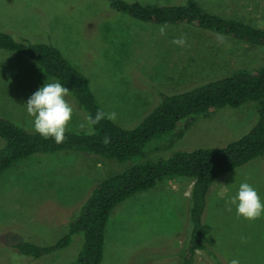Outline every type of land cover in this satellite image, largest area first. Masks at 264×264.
I'll return each instance as SVG.
<instances>
[{
    "label": "rangeland",
    "instance_id": "obj_1",
    "mask_svg": "<svg viewBox=\"0 0 264 264\" xmlns=\"http://www.w3.org/2000/svg\"><path fill=\"white\" fill-rule=\"evenodd\" d=\"M120 1L158 8L189 0ZM191 2L211 15L264 29V0ZM162 25L114 11L108 0H0V32L58 49L85 77L99 108L116 112L112 122L123 129L137 127L161 103V94L176 95L239 70L264 67L262 46L184 24H167L166 34L161 35ZM181 37L185 46L172 43ZM46 82L56 80L27 56L0 50V116L35 132L26 102ZM68 100L75 112L67 132L88 134L87 126L79 128L86 113L71 95ZM256 120L257 103L248 101L238 108L196 116L180 137L154 138L143 146L141 155L127 161L78 151L17 161L0 175V264H14V255L22 257L16 264H72L81 251L82 234L73 235L68 247L39 259L21 255L15 246L48 247L61 239L96 185L87 177L102 181L179 151L224 148L248 133ZM4 144L0 138V149ZM98 163L101 168H95ZM242 182L252 185L264 200L260 158L230 170L212 184L202 215V242L207 251L196 254L195 264H230L232 259H239L240 264H264V217L245 220L228 203ZM190 186L184 177L166 179L119 204L105 227L101 264H180L190 233L191 200L185 197Z\"/></svg>",
    "mask_w": 264,
    "mask_h": 264
},
{
    "label": "trees",
    "instance_id": "obj_2",
    "mask_svg": "<svg viewBox=\"0 0 264 264\" xmlns=\"http://www.w3.org/2000/svg\"><path fill=\"white\" fill-rule=\"evenodd\" d=\"M108 1L112 10L139 21L189 25L264 47V29L211 15L191 0L184 5L158 8L120 0ZM0 50L27 56L46 75L67 87L86 115L94 118L96 112L101 110L85 77L55 47L26 39L17 40L0 32ZM160 97L161 103L133 129H123L105 118L93 126V134L67 132V139L60 144L52 138L44 139L37 132H27L0 116V138L5 141L0 149L1 175L19 160L62 151H78L127 161L141 155L143 146L154 138L168 134L180 137L182 129L188 127L196 116L207 115L214 109L224 107L238 108L248 101L257 103L255 125L240 139L220 149L179 151L168 159L143 162L103 179L90 190L79 208L78 216L68 224L67 232L61 239L48 247L31 243L16 245L15 249L21 255L39 259L68 247L73 235L82 234V248L72 264H101L105 227L112 211L135 194L176 177H184L191 183L190 233L180 264H195L196 254L207 251L202 242V215L210 187L230 170L255 158L264 162V67L251 71L239 70L189 91L172 96L161 94ZM106 136L109 143H104Z\"/></svg>",
    "mask_w": 264,
    "mask_h": 264
},
{
    "label": "clouds",
    "instance_id": "obj_3",
    "mask_svg": "<svg viewBox=\"0 0 264 264\" xmlns=\"http://www.w3.org/2000/svg\"><path fill=\"white\" fill-rule=\"evenodd\" d=\"M167 28V24L162 25L159 29L160 34L165 35ZM172 43L183 47L186 40L181 37L173 40ZM70 94L71 91L61 82H46L27 100L26 110L28 115L33 118L34 130L44 139L52 138L57 144L63 143L67 139L66 133L75 112L74 105L68 100ZM105 118L115 121L117 114L114 111L105 113L103 110H98L94 118L90 114L87 115L85 122L79 124V128L83 130L87 126L88 134H93V126ZM109 142L110 140L106 136L104 143ZM228 203L235 205L237 216L245 220L255 221L264 217V200L261 199L258 191L247 182L240 183L236 195L230 197ZM228 210L231 211V207ZM241 242H246V238L241 237ZM21 259L22 257L14 255V264ZM230 264H240V261L232 259Z\"/></svg>",
    "mask_w": 264,
    "mask_h": 264
},
{
    "label": "crops",
    "instance_id": "obj_4",
    "mask_svg": "<svg viewBox=\"0 0 264 264\" xmlns=\"http://www.w3.org/2000/svg\"><path fill=\"white\" fill-rule=\"evenodd\" d=\"M46 75V74H45ZM48 76V75H47ZM95 166V168H101V165L98 163V164H96V165H94ZM58 167H62V165H58ZM94 176V175H93ZM78 178H80V177H78ZM87 179H91V180H93V182H95L94 184H97L98 182H100L99 180L100 179H96L95 177H93V178H90V177H87ZM212 187V186H211ZM211 187H210V189H209V192H210V190H211ZM189 189H191V186H190V188ZM208 192V193H209ZM184 194V193H183ZM185 195V194H184ZM187 196H185V197H188V195H189V192H188V194H186Z\"/></svg>",
    "mask_w": 264,
    "mask_h": 264
}]
</instances>
